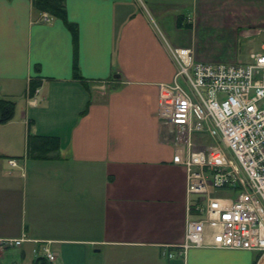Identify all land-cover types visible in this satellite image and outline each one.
<instances>
[{"label": "crops", "instance_id": "1", "mask_svg": "<svg viewBox=\"0 0 264 264\" xmlns=\"http://www.w3.org/2000/svg\"><path fill=\"white\" fill-rule=\"evenodd\" d=\"M64 13L74 41L31 0H0V98L14 103L0 125V239L27 240L0 264H41L42 247L47 264H264L244 251L174 254L185 174L156 116L157 87L176 71L171 51L226 64L204 62L195 35L223 31L230 47L262 37L264 0H64ZM31 135L55 138L57 150L28 157Z\"/></svg>", "mask_w": 264, "mask_h": 264}, {"label": "built area", "instance_id": "2", "mask_svg": "<svg viewBox=\"0 0 264 264\" xmlns=\"http://www.w3.org/2000/svg\"><path fill=\"white\" fill-rule=\"evenodd\" d=\"M262 36L261 52L245 63H196L189 51L174 49L175 74L157 87L156 116L172 135L171 163L185 174L183 239L174 247L179 257L187 249H218L264 259V31ZM202 137L210 144L194 143ZM23 242L0 239V255ZM35 255L47 263L54 259L43 247Z\"/></svg>", "mask_w": 264, "mask_h": 264}, {"label": "trees", "instance_id": "3", "mask_svg": "<svg viewBox=\"0 0 264 264\" xmlns=\"http://www.w3.org/2000/svg\"><path fill=\"white\" fill-rule=\"evenodd\" d=\"M31 6L38 12L45 13L53 18L61 20L69 30L72 40H75L74 26L65 21L64 0H31ZM72 76L73 79H80L76 71L73 72ZM37 86V82L29 83V96H32ZM13 109V101L0 98V125L7 123L11 119ZM26 150L28 157L36 160H43L57 150V141L55 138L31 135L27 137ZM40 263L47 264L44 260L40 261Z\"/></svg>", "mask_w": 264, "mask_h": 264}, {"label": "rangeland", "instance_id": "4", "mask_svg": "<svg viewBox=\"0 0 264 264\" xmlns=\"http://www.w3.org/2000/svg\"><path fill=\"white\" fill-rule=\"evenodd\" d=\"M213 32L217 33H198L197 35H195L197 37L196 40H194L193 50L206 63H231L234 61L248 62L247 55L257 54L261 52V50L259 52L256 51H258V46L262 42L263 36L258 38L253 37L251 42H249L248 39H239L237 40V42L235 41L233 47H230L226 42L229 40V36L227 37V34H224L223 31L213 30ZM193 141L196 145L201 144L203 146H207L210 144L208 139L204 137L194 138ZM24 241L26 242L27 240L24 239Z\"/></svg>", "mask_w": 264, "mask_h": 264}]
</instances>
